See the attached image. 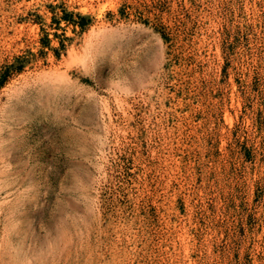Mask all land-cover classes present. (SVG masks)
I'll return each instance as SVG.
<instances>
[{
    "label": "rangeland",
    "instance_id": "rangeland-1",
    "mask_svg": "<svg viewBox=\"0 0 264 264\" xmlns=\"http://www.w3.org/2000/svg\"><path fill=\"white\" fill-rule=\"evenodd\" d=\"M18 57L0 264H264V0H0Z\"/></svg>",
    "mask_w": 264,
    "mask_h": 264
},
{
    "label": "trees",
    "instance_id": "trees-1",
    "mask_svg": "<svg viewBox=\"0 0 264 264\" xmlns=\"http://www.w3.org/2000/svg\"><path fill=\"white\" fill-rule=\"evenodd\" d=\"M63 15L58 20L66 22L68 25H73L76 29H79V33H85L92 25V18L87 15H82L81 13L68 12L67 9H63ZM167 41V37H163ZM47 43L42 42L43 46L50 47L51 41L47 39ZM66 46L61 43L59 49H53L57 59L61 57V51L66 52ZM27 61L22 57L15 58L13 64L4 65L0 69V89L3 88L11 77L15 73L21 72Z\"/></svg>",
    "mask_w": 264,
    "mask_h": 264
}]
</instances>
